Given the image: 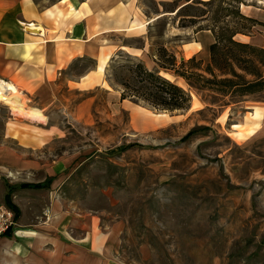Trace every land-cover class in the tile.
Listing matches in <instances>:
<instances>
[{"label": "rangeland", "instance_id": "374dc122", "mask_svg": "<svg viewBox=\"0 0 264 264\" xmlns=\"http://www.w3.org/2000/svg\"><path fill=\"white\" fill-rule=\"evenodd\" d=\"M122 1L126 6L127 0ZM261 2L237 0L235 5L245 16L241 8ZM133 3V9L123 10L127 30L105 39L117 47L106 61L74 60L59 84L37 97L14 85L25 105L39 109L45 120L13 113L0 102V144L5 134H13V140L6 139L13 155L38 157L49 165L59 162L62 180L55 191L99 212L107 224L120 223L123 264H264V90L231 98L216 90L221 76L203 72L210 60L205 45L213 35L195 32L211 21L179 27L177 11L187 0ZM256 21L233 40L264 49V21ZM162 47L176 57V68L186 71L181 61L194 58L188 69L216 80L197 89L159 69L156 54ZM131 58L187 91L190 109L157 110L121 100L119 67ZM21 139L26 144L38 139L41 146L23 149ZM16 162L12 157L11 163ZM1 172L5 195L0 208L13 218L6 195L13 203V190L26 189L21 185L44 183L40 189H49L52 182L47 177L13 185L19 173L8 167Z\"/></svg>", "mask_w": 264, "mask_h": 264}, {"label": "crops", "instance_id": "0c3cea01", "mask_svg": "<svg viewBox=\"0 0 264 264\" xmlns=\"http://www.w3.org/2000/svg\"><path fill=\"white\" fill-rule=\"evenodd\" d=\"M133 2L127 0L125 6L122 0H0V79L37 97L59 84L74 60L106 61L117 47L111 48L105 39L108 33L127 30L123 10L133 9ZM261 4L241 12L262 22ZM213 42L214 38L205 46L209 49ZM8 138L15 137L7 133L0 144V176L8 167L19 173L13 185L38 183L47 177L52 182L49 189L13 190L21 233L0 236V264H123L118 256L120 223L107 224L99 212L64 200L55 191L62 180L59 162L49 165L38 157H17L6 146ZM35 141L18 142L23 149L39 148ZM12 157L16 163H11ZM2 186L0 180V205L5 195Z\"/></svg>", "mask_w": 264, "mask_h": 264}, {"label": "trees", "instance_id": "16d2710c", "mask_svg": "<svg viewBox=\"0 0 264 264\" xmlns=\"http://www.w3.org/2000/svg\"><path fill=\"white\" fill-rule=\"evenodd\" d=\"M237 0H187V3L177 11L179 27L194 26L198 20H210L211 25L199 26L195 32L210 31L214 42L209 46L210 60L203 72L221 78V87L216 90L223 97L234 95L245 97L264 90V49L252 45L241 44L233 37L241 33L247 24L254 25L257 21L240 13ZM194 10V13H190ZM230 17L229 21L226 18ZM236 20V21H235ZM231 23L234 26H231ZM222 24L223 26H218ZM156 52V51H155ZM156 56L159 69L172 71L176 76L190 81L197 89L213 84L216 79H205L203 75L192 72L187 67L195 59L181 61L182 68H176V57L165 48H160ZM119 87L121 100L129 99L136 104H145L157 110L187 111L190 109L191 96L182 87L160 76L156 71L147 69L141 61L134 58L122 64ZM199 69V68H194ZM239 71V72H238ZM195 84H199L197 87ZM194 131L189 132L183 139L188 138ZM50 180V179H49ZM49 182V181H48ZM50 183V182H49ZM47 183V184H49ZM46 184H23L22 188H43ZM7 207L14 211V219L18 218V209L11 203L9 195L5 197ZM8 229L4 234H10Z\"/></svg>", "mask_w": 264, "mask_h": 264}, {"label": "bare ground", "instance_id": "6f19581e", "mask_svg": "<svg viewBox=\"0 0 264 264\" xmlns=\"http://www.w3.org/2000/svg\"><path fill=\"white\" fill-rule=\"evenodd\" d=\"M33 31H38L35 28H29ZM0 102L5 103L9 106L13 113L24 115L30 119L35 121H44L45 116L41 113V111L37 108L27 107L25 102L21 97L20 92L17 88L9 82H6L0 79ZM194 104L192 103V106ZM191 106V107H192ZM253 118L257 119L259 117V112L255 110L252 113ZM21 231L17 229L16 234H20Z\"/></svg>", "mask_w": 264, "mask_h": 264}, {"label": "built area", "instance_id": "2783aa9c", "mask_svg": "<svg viewBox=\"0 0 264 264\" xmlns=\"http://www.w3.org/2000/svg\"><path fill=\"white\" fill-rule=\"evenodd\" d=\"M48 212V209H45V216ZM15 221L13 218L12 213L9 210H6L4 208H0V235L2 232L7 231L8 229H15Z\"/></svg>", "mask_w": 264, "mask_h": 264}]
</instances>
